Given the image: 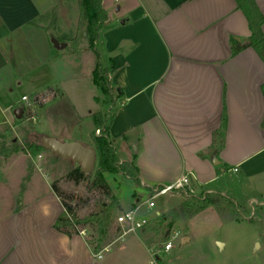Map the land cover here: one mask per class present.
Segmentation results:
<instances>
[{
    "label": "crops",
    "instance_id": "crops-1",
    "mask_svg": "<svg viewBox=\"0 0 264 264\" xmlns=\"http://www.w3.org/2000/svg\"><path fill=\"white\" fill-rule=\"evenodd\" d=\"M254 1L264 17V0ZM103 6L109 19L96 49L109 70L115 100L109 134L121 161L138 168L139 182L123 173H107L105 179L124 177L146 193L143 197L134 190L127 206L108 182L120 202L116 212L134 209L154 188L185 174L191 175L197 194L238 195L253 180L262 187L264 60L253 47H245L251 30L237 1L103 0ZM86 28L80 29L78 0H0V99L6 90L13 91L12 84L43 78L45 82L31 94L53 99L45 101L43 134L94 147L92 139L62 138L60 125L53 122L60 114L53 107L55 99L63 95L59 81L76 78L70 67L88 75L95 87L90 93L93 102L98 104L103 93L93 80L98 58L89 48ZM56 42L66 46L59 48ZM236 49L240 51L234 54ZM65 54L88 57L73 65L64 60ZM20 107L24 116L28 110L22 101L3 108L13 110L14 120L3 128L5 120L0 117V131L18 126L21 119L15 110ZM97 112L101 111L90 104L81 116L91 120L92 134ZM224 123V139L216 141L214 135ZM7 160L0 169L22 171L16 175L9 203L3 204L6 192L0 187V264H209L204 256L184 254L191 237L185 224L179 227L185 233L176 230L174 212H192L188 198L167 194L162 210L157 203L152 210L143 206L139 217L148 220L144 228L122 232L94 253L86 235H68L56 228L64 206L52 188V176L43 177L37 169L30 173L27 154ZM6 174H0V184ZM39 176L44 178L42 189L36 187ZM230 177L237 178L235 186L224 181ZM177 197L183 199L176 201ZM116 226L121 227L117 222ZM175 231L183 234L181 242L165 251L159 245L178 234Z\"/></svg>",
    "mask_w": 264,
    "mask_h": 264
},
{
    "label": "rangeland",
    "instance_id": "rangeland-1",
    "mask_svg": "<svg viewBox=\"0 0 264 264\" xmlns=\"http://www.w3.org/2000/svg\"><path fill=\"white\" fill-rule=\"evenodd\" d=\"M79 57L65 54L64 60L68 63L69 61L74 62L73 65H79L87 59L88 54ZM90 57L97 62L93 54ZM69 70L75 72L76 75L74 76L76 78L59 81L63 95L58 94L57 99H55V105L53 107L54 109H58L60 114L57 119H53V122L55 125H60L61 133L59 136L62 138L72 136L83 142H88L87 140L92 139L93 146V136L91 133L93 131V124L90 119L81 120V116L86 113L88 106L92 104L110 119L114 112V94L100 92L101 97L99 98V103L93 102L90 93L95 90V87L90 84L88 75L77 71L75 67H70ZM30 81L33 82H24L20 86L12 84L10 88L13 91L11 92L8 89L1 95L0 117L2 120H5V125L2 126L3 128L5 126L7 127L9 120H14L13 110L9 109L7 112H4L2 111L3 108L12 102L15 104L21 101L24 95L29 96L33 94L36 88L43 84L42 82H45L43 78L40 79L38 77L30 79ZM47 99L49 102L53 100L48 97ZM48 100L44 98L38 110L36 108L35 112L28 111L22 117L21 121L16 120L18 126L15 128L9 126L10 130L5 129L0 131V164L3 165L6 163L9 156L27 154L28 170L30 173L34 172V169H37L36 173H39L43 177H46L44 175L50 174L52 176V182H56L57 187L62 191L60 199H65L73 206L76 215L84 219L100 210L101 201L110 199L109 195H106L100 187L94 185V179L97 176L98 161L94 172L86 174L82 182L77 184L68 179L67 174L70 170L77 167L78 164L71 160H63L46 149L42 150L36 156L23 150V146L27 140L34 142V136H42L44 133L41 130L43 123L41 121V115L44 112L45 101L47 102ZM35 114L37 118L33 120L32 117ZM15 144L21 146V150L14 152ZM9 171L4 168L0 169L1 175L9 173L8 175L6 174V180H3L0 184V187L4 188L6 192L2 201L3 204H5L4 201L9 203L7 201H10L11 193L16 189V175L22 169L16 167ZM40 178L41 176L38 178V185L36 187L42 189L45 187V184L40 181L42 179ZM43 179L42 181H44ZM224 181L229 183V187L235 186L236 183L234 181H237V178L230 177L229 179H224ZM108 182L118 197L127 206L130 204L131 195L134 190L139 191L141 194L143 193V197L146 196V193L137 186L136 182L127 180L124 177L109 176ZM26 185L28 186V184ZM242 192L238 195H231L229 193L221 194L220 191L201 194L194 192L189 196L184 192L175 194L176 196L188 198L192 205V212L189 211V215L174 212V220L177 224L176 226H178L176 230L185 233L181 230L182 228H179L185 224L191 237V241L187 244L184 254L187 253L189 257L204 256L208 259L209 264H264V183L260 187V185H256V180H253L250 186L246 185L243 188ZM153 195L154 192L152 191L149 194V198ZM207 195L210 199H219L220 211L212 205L202 208V201L200 199ZM194 197H197L198 200ZM182 199V197H177L175 200L179 201ZM154 201L157 203V209L162 210L165 206L166 195L159 196ZM179 206L182 208L181 204ZM120 214V212H116V216ZM78 229L80 232H84L83 234L86 235L88 240H91L93 234L97 236L89 226H78ZM178 231H175V233H178V237L175 236L176 234H174L176 238L169 236L170 238L163 239L159 246L164 248L168 241L173 240L178 247L182 239L181 236L183 235ZM115 235L114 228L111 231V236Z\"/></svg>",
    "mask_w": 264,
    "mask_h": 264
},
{
    "label": "trees",
    "instance_id": "trees-1",
    "mask_svg": "<svg viewBox=\"0 0 264 264\" xmlns=\"http://www.w3.org/2000/svg\"><path fill=\"white\" fill-rule=\"evenodd\" d=\"M236 1L238 8L246 15L251 30L249 44L245 47H253L264 60V17L254 0ZM78 2L80 6V29L86 25V39L89 43V48L96 53L98 58L96 68L93 72L94 83L103 93H111L112 84L109 79V70L100 62V53L96 49L101 31L109 19L108 11L103 6V0H78ZM239 51L240 49L234 50V54ZM93 119L96 129L100 130L99 135H97L96 132L92 134L98 161L96 170L97 176L94 179V185L100 187L106 195H109L110 199L101 201L100 210L84 219L79 218L76 215L73 206L63 199L62 204L64 206V212L58 218L56 228L68 235H72L73 233L80 232L78 226H89L97 236L93 234L91 240H87V242L92 251L98 253L110 245L114 238L120 236L123 232L121 227L115 225L116 211L120 207V202L117 197L113 196L111 187L105 179V174L123 173L125 176L139 182V170L133 162L121 161L117 148L109 134L111 118L108 119L102 112H97L93 115ZM225 131L226 123H224L215 133L214 137L216 138V141L218 138H220V140L224 139ZM42 136H34V142L27 140L23 146V150L30 152L33 156H36L42 150H45L46 148H44L40 140ZM19 150H21V146L15 144L13 151L17 152ZM85 176L86 174L81 171L79 165L70 170L67 174V178L77 184L82 182ZM52 188L61 198L62 191L57 187L56 182L53 183ZM194 198L198 200L197 197ZM200 200L202 201V208L212 205L215 206L218 211L221 209L219 199H210L207 195ZM114 228L116 235L111 236V231L114 230Z\"/></svg>",
    "mask_w": 264,
    "mask_h": 264
},
{
    "label": "built area",
    "instance_id": "built-area-1",
    "mask_svg": "<svg viewBox=\"0 0 264 264\" xmlns=\"http://www.w3.org/2000/svg\"><path fill=\"white\" fill-rule=\"evenodd\" d=\"M1 83L2 80L0 78V84ZM44 98V95L39 94L31 96L25 95L21 98V101L24 103L25 109L31 112H35L36 108L40 106V103L43 101ZM36 118V114L33 115L32 119L36 120ZM96 134L99 135L100 130H96ZM235 171H237V169H235ZM153 192L154 195L148 198L145 202L140 203L134 209L117 216L116 222L121 226L124 234L136 232L137 230H140L145 227V225L148 223V220L145 218H140L139 212L143 206H146L150 210L154 209L156 205L154 201L155 198L167 194H179L184 192L189 196L191 193H194V190L191 188V175L185 174L180 179L176 180L170 185L154 188ZM80 233L83 234L84 232ZM175 236L178 237V234H176ZM173 247V240H170L165 244L164 250L170 251ZM156 260L157 259H154V263L156 262Z\"/></svg>",
    "mask_w": 264,
    "mask_h": 264
},
{
    "label": "water",
    "instance_id": "water-1",
    "mask_svg": "<svg viewBox=\"0 0 264 264\" xmlns=\"http://www.w3.org/2000/svg\"><path fill=\"white\" fill-rule=\"evenodd\" d=\"M59 48H64L66 44L56 42ZM23 109L17 108L15 110V117L22 119ZM42 145L47 150L53 152L55 155L60 156L64 160H71L81 167V171L85 174H90L94 171L97 163V151L94 147L86 146L77 141H62L53 136L44 135L40 138ZM219 164V161H215ZM188 238H184L182 243H186Z\"/></svg>",
    "mask_w": 264,
    "mask_h": 264
}]
</instances>
